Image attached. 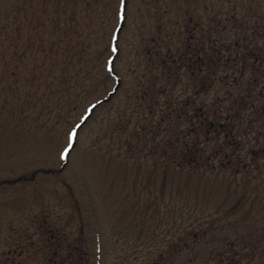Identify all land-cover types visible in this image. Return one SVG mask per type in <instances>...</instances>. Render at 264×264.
<instances>
[{
	"label": "rangeland",
	"instance_id": "374dc122",
	"mask_svg": "<svg viewBox=\"0 0 264 264\" xmlns=\"http://www.w3.org/2000/svg\"><path fill=\"white\" fill-rule=\"evenodd\" d=\"M175 1L125 0L120 21L119 0H0V264H58L74 246L88 264H152L188 240L186 229L213 226L208 237L230 264H264L262 196L237 180L154 165L125 145L132 126L114 120L133 107L148 37L180 33L170 23L187 4ZM176 260L220 262L188 251Z\"/></svg>",
	"mask_w": 264,
	"mask_h": 264
},
{
	"label": "trees",
	"instance_id": "16d2710c",
	"mask_svg": "<svg viewBox=\"0 0 264 264\" xmlns=\"http://www.w3.org/2000/svg\"><path fill=\"white\" fill-rule=\"evenodd\" d=\"M184 1L183 21L170 23L180 29L176 38L148 37L144 72L129 95L133 107L114 120L132 126L125 145L142 150L154 165L237 180L264 198V0ZM118 122L114 129H121ZM216 227L186 229L188 240L159 250L151 263L190 264L176 260L188 251L230 264L208 237ZM83 255L71 247L58 264L70 256L76 260L69 264H88Z\"/></svg>",
	"mask_w": 264,
	"mask_h": 264
},
{
	"label": "snow or ice",
	"instance_id": "6c2138e0",
	"mask_svg": "<svg viewBox=\"0 0 264 264\" xmlns=\"http://www.w3.org/2000/svg\"><path fill=\"white\" fill-rule=\"evenodd\" d=\"M125 0H119V6H118V19L120 21H123L125 18ZM113 40H116L117 37L114 35L112 37ZM112 51L116 52L118 51L117 47L115 44L112 45ZM111 57L109 58V63H108V70L109 72L113 71L112 66H111ZM94 107V106H90ZM83 120V118H82ZM81 125H76L75 127H72L68 130L66 133L65 137V143L62 146L60 152H59V157L60 159H67V157L70 155V153L74 150L76 141H77V136H78V129L80 128Z\"/></svg>",
	"mask_w": 264,
	"mask_h": 264
}]
</instances>
